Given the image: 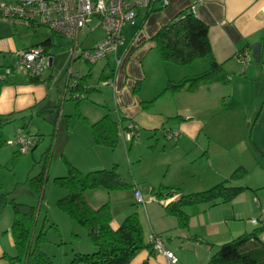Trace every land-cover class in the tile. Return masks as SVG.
Returning <instances> with one entry per match:
<instances>
[{"label": "rangeland", "instance_id": "obj_1", "mask_svg": "<svg viewBox=\"0 0 264 264\" xmlns=\"http://www.w3.org/2000/svg\"><path fill=\"white\" fill-rule=\"evenodd\" d=\"M21 27L19 26L18 29ZM97 27L83 41V46H90L96 39H102L104 31L101 27ZM10 28L8 21L0 20V33H6ZM23 28L34 37L43 36L42 34L46 32L54 35L55 46L51 48L54 58L53 65L42 71L39 88L35 91L43 90L46 96L37 103L35 108L39 110L48 102V104L59 107V115L51 120L44 114L16 113L14 119L2 125L0 197L7 193L8 199L12 197L16 202L39 208L36 230L42 229L45 232V240L40 243V248L52 258L55 264H67L73 258L74 253H91L95 251V247L90 243L86 230L74 224L69 216L55 204L67 192L65 188L54 183L55 177L67 174L64 159L82 172L103 167L110 169L116 164L117 172L129 186L112 191L96 188L87 190L85 195L97 207L109 202L112 215H129L136 212L138 217L139 215L146 216V207L159 209L162 208V205L155 200L144 203V205L135 203L133 186L140 188L143 199L147 200L149 187H157L163 178L176 179L178 177L176 173L182 172L181 174L186 179H191L193 175H197V177L204 173L210 175L211 170L206 168L204 160H192V156H195V151H193L189 158L179 156L176 159L171 156V159L176 162L177 169L167 173L166 164L169 159L162 152L164 146L167 148L174 144L171 140H166L163 137L162 131L157 132L155 136L153 130L139 128L135 142L127 144L130 147L128 151L123 145L119 132L114 147L94 145L92 122L87 120L84 114L90 107L92 111L97 109L99 113H102L104 106L100 103L97 105L98 99L93 96V92L78 101L71 99L69 94H64L63 87L69 74L71 81L76 79L77 74L86 86L101 85L102 73L100 71L103 69L108 73L112 66L110 56L98 60L95 64H88L83 60L76 59V62L70 67L68 62L70 40L66 35L51 31L47 27H40L35 31ZM86 29L80 31V40L83 39V31ZM3 38L4 35H0V39ZM151 53H154L157 63H164L163 61L159 62V56L155 49ZM49 57L50 55H48V59ZM249 58L251 59L249 61H252V56ZM205 60L206 57L202 58L199 60L200 62H196L198 64L190 66L191 68H177L180 65L165 66L168 68H165L164 74L166 72L172 76H180L182 69L191 73L202 72L206 68L202 67L200 63ZM14 63L15 58L12 54H0V78L5 77L4 68L10 67ZM167 63L171 64L165 62L160 64V67L168 65ZM252 63L254 64L253 61ZM260 63L262 61L258 64ZM152 68L154 67L149 66V76L143 84V91L147 94L153 92L162 76V70L157 71ZM175 69L181 70L174 72ZM49 76L51 78L48 82ZM241 76L237 71V76L233 77L232 82L211 84L209 90L204 91L206 93L204 99H206L211 113L207 116L209 118L208 127L216 131L219 138H214L212 141L211 162L213 166L218 164L219 170L227 175L235 168L232 167L234 162H239L246 169V173L239 181L233 183L237 186H245V189L240 191L230 204L231 207H234L236 216L233 217L234 220H228L227 225H230L229 228L243 229L247 224V232L251 233L255 227L251 224V219L264 218V153L259 150H264V71L260 75L255 72L254 84L251 80H242L243 78H239ZM7 77L9 83L12 78H16L15 80L20 83L30 84L29 78L21 74L12 73ZM98 90L105 99L109 96V88L99 87ZM25 92L29 93L30 91ZM81 103L83 108L80 106ZM202 103L200 101L197 106ZM110 104L113 105L112 101ZM113 109L114 107L111 106L112 111ZM21 131L28 133L30 137H35L37 141L27 152L16 155L17 146L9 144L8 141L13 140L15 135ZM218 131L224 135H219ZM256 146L260 148L258 149ZM44 168L45 181L38 195L32 188L31 178ZM214 180H218L215 181L217 183L222 178ZM208 182L207 189L215 184L212 183V179H209ZM189 208L188 210H190ZM12 220L13 210L8 203H4L0 208V244L7 252L4 254L11 256L15 254L10 234ZM236 235L233 238L237 237ZM260 238L264 241V233L260 234ZM2 259L7 262L5 258L2 257ZM257 264H264V260Z\"/></svg>", "mask_w": 264, "mask_h": 264}, {"label": "crops", "instance_id": "obj_2", "mask_svg": "<svg viewBox=\"0 0 264 264\" xmlns=\"http://www.w3.org/2000/svg\"><path fill=\"white\" fill-rule=\"evenodd\" d=\"M152 6V10L138 8L136 10L135 24L123 27L122 43L118 45L116 51L117 57L120 58L119 65L115 66L110 56L112 66H110L108 73L107 71L104 72L103 69L100 71L105 75H109L107 77L110 81L109 84H104L103 81L105 80H103L100 81L101 85L91 87L86 86L81 80L82 88L87 87L90 91L83 94L82 98H77V100L79 101L93 92V96L98 99L97 105L100 103L104 106L102 113H99L97 109L92 111L91 107L88 109V112H85V118L90 120L92 124L103 116L109 115L117 122V126L119 119L126 121L129 118L137 123L139 128L148 131L153 130L155 136L157 132L162 131L164 137L165 129L177 131V139L175 141L171 140L174 145L167 146V148L164 146L162 152L169 159L168 163L166 162L167 173H170L172 170L176 171L177 169L176 162L171 159V156H174L176 159L179 156L181 158H189L190 153L195 151V156H192V160L199 159L205 161L206 168L211 170L210 175H205L204 173L201 175L198 174V177L197 175H193V178L186 179L181 174L182 172H175L178 176L176 179L168 180L167 178H163L157 187L150 186L149 197L147 200L144 199L145 203L155 200L162 205V208L149 209L146 207V216L139 215V220L142 225L145 240L149 242L152 234L159 235L164 248L171 251L178 258L179 264H206L211 255L218 249L219 245L229 241L236 234L238 236L243 233H250L247 232V224L245 223L243 229L238 227L229 228L230 225H227V221L234 220L233 217L236 216L234 207L230 205L233 200L227 203H216L214 205L201 203L190 208L189 206L185 207L184 211L189 215V221L186 227H180L176 217L166 213L165 206L169 202L177 200L181 194H191L202 191L204 188L207 189L209 179H212V183H215L218 180L214 179L222 178L221 181H223L230 175L224 174L219 170L218 164L214 167L211 162L213 152L212 141L214 138H219L216 135V131L208 127L209 118L207 116L211 115V113L207 106V101L204 99L206 95L204 91H208L209 86L211 84H217V82L200 85L193 92L181 90L177 93L165 92L158 96L169 81L177 82L186 76L200 72L191 73L185 72L186 69H182L180 76H172L166 72L164 74L165 68H168L165 66L178 65L167 63L168 65H161L162 67H160V64H164L165 62L157 63L155 61V55L151 53L152 50H156L152 37L160 27L172 21L178 13L186 9L191 10V6H194V15L208 26V40L212 56L218 63L222 64L224 71L229 77L228 82H232L233 77L237 76V71H239L242 75L239 78H243L242 80H251L254 84L255 72H258V75H260L264 71V0H168L165 5L162 4L161 0H157ZM9 25L11 28L6 33H0V35H4V38L0 39V54H12L16 61L17 51L40 44L46 38L51 37L52 46L47 49V53L52 57L53 65L54 58L51 53V48L55 46L53 34L46 32L42 34L43 36L34 37L28 34L23 28L25 27L23 25H15L12 23H9ZM19 26L22 27L18 29ZM97 26L96 18L91 19L87 24L85 27L87 29L83 31V39H79L82 47H92L100 40L96 39L90 46L82 45L90 33L98 28ZM37 28L28 29L35 31ZM252 43H260V61H262L260 64H258L260 61L255 62L253 58L252 61L254 64L252 61H249L251 60L249 57H251ZM69 45V47L72 46L71 41ZM241 53L246 54V59L243 63L238 60V55ZM158 60L159 62L161 61L160 58ZM199 60H202V58L195 59L188 67L178 66L177 68H191L190 66L196 62H200ZM68 62L71 67L76 61L71 62L69 59ZM200 65L207 69L209 59L206 57V60L202 61ZM149 66L154 67L152 69L157 71L162 70L161 79L158 80L159 83L151 94L144 93L143 91V84L149 76ZM111 69H113L112 72H110ZM179 70L181 69H175L174 72ZM112 73L113 75H111ZM7 76L5 75V77L0 78V116H8L14 119L16 113L31 112L30 115H39L44 110L46 113L43 112L42 114L48 117L50 114L51 116L56 115L53 116L52 120L58 117L59 110L56 111V107L58 106L48 104V102L46 106L43 105L39 110L35 108L37 103L46 96L43 90L35 92L39 88L38 84L41 82V75L38 82H30L29 80L30 84L20 83V81L15 80L16 78H12L9 83ZM76 77L79 81L80 78L77 74ZM50 78L51 76L47 79L48 82ZM70 79L71 75L64 82V94H69L68 82L71 81ZM99 87L110 89L109 96L106 99L103 97V94L99 93ZM28 90L30 91L29 93L25 92ZM96 93L98 94L96 95ZM153 99L154 101L148 104ZM111 101L113 105L110 104ZM200 101L203 103L197 106ZM80 106L83 108L82 103ZM111 106L114 107L113 111L111 110ZM53 110H55L54 113ZM56 112L58 113L56 114ZM49 119L51 118L49 117ZM159 124L160 126H158ZM217 133L221 136L224 135L219 131ZM127 144L133 143H123L128 151L130 147ZM256 147L258 148V146ZM259 150L264 153V150ZM239 166L244 167L239 162L232 163V167H235L233 170ZM152 184L155 185L156 183ZM161 186L169 189H177L178 192L172 196H167V193L163 192L161 198H156L153 195L154 191ZM139 190L142 192L140 188ZM85 197L92 207H97L96 204L93 202L92 204L89 201L86 195ZM161 199H167L168 203H160ZM125 216L127 215H112L111 226L116 228ZM255 228L253 227V230ZM251 244L253 242L250 243V246ZM4 253L7 252L0 244V264H9L8 261L6 262L2 259ZM129 264H168V261L166 256L161 253L153 252L151 254L148 249H143L136 254Z\"/></svg>", "mask_w": 264, "mask_h": 264}, {"label": "trees", "instance_id": "obj_3", "mask_svg": "<svg viewBox=\"0 0 264 264\" xmlns=\"http://www.w3.org/2000/svg\"><path fill=\"white\" fill-rule=\"evenodd\" d=\"M152 9L153 6L149 10ZM152 40L155 43L159 58L163 62L188 66L195 59L204 57L209 59L207 69L198 74L186 76L177 82L169 81L158 96L165 92L177 93L181 90L193 92L200 85L229 81L222 64L218 63L212 56L208 40V26L198 19L190 9L181 11L172 21L160 27ZM35 46H40L47 52V49L52 46L51 37L31 47ZM28 48L30 47L25 49ZM112 71L113 69L110 70V72ZM108 76L102 73L100 79L102 81L107 80ZM27 78L30 82H38L40 77ZM80 81L81 79L77 80L75 87L68 88L69 91H67L70 95L74 92L86 94L90 91L87 87L82 88ZM70 98L77 100V98ZM153 101L154 99L148 104ZM58 110L59 107H56V111ZM43 112L45 111L43 110ZM43 112L41 111L39 115ZM54 112L55 110H53ZM53 116L49 115L51 120ZM11 120V117L0 116V145H2V125ZM91 128L95 144L112 147L116 145L118 126L117 122L109 115H105L91 124ZM15 153L16 155L20 154L18 150ZM64 160L67 166V174L55 177L54 183L65 188L67 192L55 204L69 216L74 224L86 230L90 243L95 247V251L91 253H74L73 258L67 264H129L136 254L143 249H148L152 254L154 252L152 244L145 240L142 225L136 212L125 216L121 223L113 228L111 226L112 213L109 202L94 208L85 197L87 190L102 188L112 191L129 186L117 172L116 165L110 169L99 168L82 172L68 163L66 159ZM245 173L246 169L239 166L223 181L206 190L179 195L177 200H173L165 206L166 213L176 217L180 227H186L189 215L184 211L185 207L201 203L214 205L232 201L240 191L245 189V186L233 185ZM44 181L45 168L31 178L32 188L38 195L42 190ZM163 192H166L167 196H172L178 191L177 189L161 186L154 191L153 195L156 198H161ZM6 195L7 193H4L0 197V208L4 203H8L13 210L10 234L15 247V254L12 256L3 254V258L9 264H55L52 258L40 248V243L45 240V232L42 229L36 230L39 208L16 202L12 197L8 199ZM261 233H264V227L259 226L251 233L240 234L222 243L206 264H257L259 261L264 260V241L260 238ZM74 236H77V234H74ZM251 242L253 244L250 246Z\"/></svg>", "mask_w": 264, "mask_h": 264}, {"label": "built area", "instance_id": "obj_4", "mask_svg": "<svg viewBox=\"0 0 264 264\" xmlns=\"http://www.w3.org/2000/svg\"><path fill=\"white\" fill-rule=\"evenodd\" d=\"M157 0H0V20H6L12 24L23 25L27 28L47 27L51 31L66 35L71 41L70 61L83 60L88 64H95L98 60L111 56L115 66L120 63L116 51L122 43V29L136 22V10L138 8L150 9ZM167 4L168 0H161ZM194 12V6H191ZM97 19V25L104 31L102 39L92 47H82L79 43V33L91 19ZM16 61L10 67H5V74H21L26 77H36L48 67V53L40 46L30 47L16 52ZM246 54L238 55V60L244 62ZM49 68V67H48ZM70 77V74H69ZM109 80L103 81L109 84ZM75 80L68 82V88L75 87ZM72 98H82L83 94L74 92ZM139 126L131 119L118 120V132L124 144L134 143L138 136ZM166 139L175 141L178 132L167 129L164 131ZM35 137H30L26 132H19L9 144H14L20 153L27 152L36 143ZM135 203H145L138 187H133ZM160 203L167 204V199H161ZM251 224L255 227H264V218H253ZM149 242L155 253L166 256L168 264H179L178 258L164 248L159 236L151 235Z\"/></svg>", "mask_w": 264, "mask_h": 264}, {"label": "water", "instance_id": "obj_5", "mask_svg": "<svg viewBox=\"0 0 264 264\" xmlns=\"http://www.w3.org/2000/svg\"><path fill=\"white\" fill-rule=\"evenodd\" d=\"M251 56L255 62H259L260 59V43H252L251 44ZM52 65V57L48 59V67Z\"/></svg>", "mask_w": 264, "mask_h": 264}]
</instances>
